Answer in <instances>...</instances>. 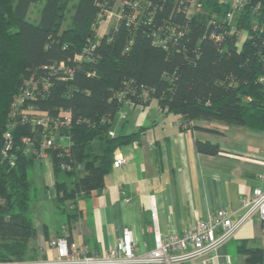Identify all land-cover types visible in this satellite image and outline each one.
<instances>
[{"label": "trees", "instance_id": "1", "mask_svg": "<svg viewBox=\"0 0 264 264\" xmlns=\"http://www.w3.org/2000/svg\"><path fill=\"white\" fill-rule=\"evenodd\" d=\"M40 1L35 22L29 13ZM71 1L0 0V260L38 258L32 190L36 163L46 161L27 150L24 138L39 145L45 133L30 120L33 113L13 110L25 87L35 112L56 118L66 109L73 120L58 132L67 145L46 149L59 205L105 189L115 154L143 130H122L127 118L118 114L127 102L147 107L156 101L178 115L206 154L221 150L202 135L220 132L206 123L264 133V0H247L233 21L224 0H198L192 13L193 0H77L67 23ZM111 10L121 17L99 35ZM52 129L46 137L55 138ZM64 162L73 167L63 170ZM239 250L247 264H264L263 247L245 240Z\"/></svg>", "mask_w": 264, "mask_h": 264}, {"label": "crops", "instance_id": "2", "mask_svg": "<svg viewBox=\"0 0 264 264\" xmlns=\"http://www.w3.org/2000/svg\"><path fill=\"white\" fill-rule=\"evenodd\" d=\"M142 110L133 115V121L127 115L124 132L143 130L118 150L128 157V163L113 167L103 191H93L72 207V201L59 205L55 182L47 183L55 192L51 198L57 210L66 218L51 226L33 217L37 237L32 244L38 257H57L59 250L49 240L59 236L84 243L93 252L106 251L125 227L133 231L136 251L147 252L154 247L150 231L154 218L163 234L183 233L220 208L239 216L244 212L243 197L254 187L264 186V133L250 135L225 124L206 123L220 132L202 135L220 142L221 149L218 154H206L197 148L196 133L179 126L178 115L168 119L171 113L160 110L155 101ZM118 127L120 131L121 122ZM39 164L40 169L53 172L50 161ZM245 240L251 247L264 248V226L258 215L217 249L212 264H227L229 258L232 264H247L246 255L239 250V243Z\"/></svg>", "mask_w": 264, "mask_h": 264}, {"label": "built area", "instance_id": "3", "mask_svg": "<svg viewBox=\"0 0 264 264\" xmlns=\"http://www.w3.org/2000/svg\"><path fill=\"white\" fill-rule=\"evenodd\" d=\"M224 1L230 6L226 15L229 21L235 19V11L245 6L247 2V0ZM115 15L116 19L121 17L120 12L115 10L106 11L102 23L112 20ZM62 66H64L63 63ZM31 97H33L32 90L29 87L23 88L13 100V110L23 106L24 111L33 113L30 120L42 125L45 135L39 145L31 137H25L24 141L28 144V151H34L39 159L49 162L50 156L46 149L52 147L55 143L67 145L66 142L68 141H65L64 135L58 132L60 126H69L73 120L70 111L66 109H61L59 117L56 118L35 112L33 105L29 103ZM125 106L129 109H144L146 107L132 102H127ZM27 116L26 113L22 116L24 121H27ZM126 116L125 109L121 113V118ZM48 127H53L52 131L57 134L55 135L57 139L46 137ZM7 136L11 137V133L8 132ZM66 151L68 152V149ZM58 157H63L61 151ZM127 163L128 157L126 155L122 153L115 154V167H121ZM60 167L63 170H68L73 166L71 163L64 162L61 163ZM242 204L244 212L237 217L234 216V212L226 208H220L208 218L193 223L183 233L163 234L157 219L154 218L153 224L150 226L154 247L147 252L139 253L136 251L138 242L134 238L133 231L129 227H125L116 244L103 252H93L84 243L71 241L67 236H59L49 240V245L59 250L57 257L0 260V264H183L191 261L195 264H212L217 249L232 238L247 220L258 215L264 226V186L254 187L243 197ZM227 264H232L231 258L227 260Z\"/></svg>", "mask_w": 264, "mask_h": 264}, {"label": "rangeland", "instance_id": "4", "mask_svg": "<svg viewBox=\"0 0 264 264\" xmlns=\"http://www.w3.org/2000/svg\"><path fill=\"white\" fill-rule=\"evenodd\" d=\"M76 3H77V0H72L71 3L69 4V8L66 14L67 23L70 22V18L74 12V6ZM43 5H44L43 1L32 4L30 13H29L30 20L35 21V22L39 21L40 15H41V9ZM197 7H198V0H193L190 12L191 13L194 12ZM115 19H116V15L112 20L104 21L99 27L98 33L102 35V32L104 33V31L108 30L111 27V25L116 21ZM245 37H246V33L243 32L240 36V42H242L245 39ZM125 109H126V114L128 115V119H132V121H133V115L143 112L142 109H139V108L129 109L128 107L125 106L118 114L119 116L118 118H120V120L127 118V116L125 118H121V113ZM174 116L175 114L171 113L168 119H171ZM117 128H119L118 125H116L115 129ZM37 162H38V165L36 166L37 169L35 170V173H34V179L37 181L36 182L37 187L36 189L33 188L32 190V194H33L32 214H33V217H35V219L46 221L51 226H53L54 224H58L61 218L64 219L65 213L62 212L61 210H57L55 202L51 198V195H53L52 192H54V190L51 192L50 186H48L47 188V183H49L50 185L53 184L52 183L54 181L53 172L51 171L46 172V170L40 169L41 165L39 163L41 162L40 161H37ZM45 164H47V162H45ZM46 188L49 190L47 191ZM53 188L54 187H51V189ZM72 207H74V205Z\"/></svg>", "mask_w": 264, "mask_h": 264}]
</instances>
